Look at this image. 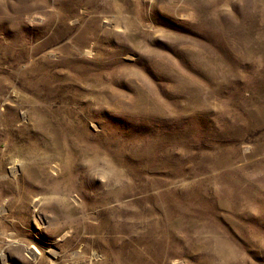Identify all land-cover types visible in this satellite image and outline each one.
I'll return each mask as SVG.
<instances>
[{
  "label": "rangeland",
  "instance_id": "374dc122",
  "mask_svg": "<svg viewBox=\"0 0 264 264\" xmlns=\"http://www.w3.org/2000/svg\"><path fill=\"white\" fill-rule=\"evenodd\" d=\"M0 264H264V0H0Z\"/></svg>",
  "mask_w": 264,
  "mask_h": 264
},
{
  "label": "bare ground",
  "instance_id": "6f19581e",
  "mask_svg": "<svg viewBox=\"0 0 264 264\" xmlns=\"http://www.w3.org/2000/svg\"><path fill=\"white\" fill-rule=\"evenodd\" d=\"M36 253V252H35Z\"/></svg>",
  "mask_w": 264,
  "mask_h": 264
}]
</instances>
